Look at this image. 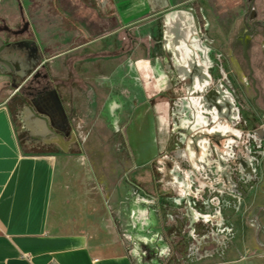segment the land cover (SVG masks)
<instances>
[{
  "label": "rangeland",
  "instance_id": "rangeland-1",
  "mask_svg": "<svg viewBox=\"0 0 264 264\" xmlns=\"http://www.w3.org/2000/svg\"><path fill=\"white\" fill-rule=\"evenodd\" d=\"M205 1L177 6L191 4L200 39L212 47L211 86L228 94L234 116L206 112L199 126L185 104L201 105L203 88L187 93L188 81L175 79L155 94L145 87L153 78L141 79L133 64L126 75L107 68L138 45L148 58L160 56L138 24L125 36L97 38L62 15L57 0L0 5V37L25 41L0 55V103L21 148L57 155L67 213L81 219L95 210L145 264H264V0ZM92 65L96 78H85ZM45 96L57 116L47 132L42 117L27 120ZM162 101H176L180 114L162 119Z\"/></svg>",
  "mask_w": 264,
  "mask_h": 264
},
{
  "label": "crops",
  "instance_id": "crops-1",
  "mask_svg": "<svg viewBox=\"0 0 264 264\" xmlns=\"http://www.w3.org/2000/svg\"><path fill=\"white\" fill-rule=\"evenodd\" d=\"M97 1L99 5L94 4L96 0H57L56 5L62 15L79 23L82 32L97 38L125 36L138 24L135 28L142 40L149 47L157 44L160 56L148 58L138 45L132 55L114 56L106 64L109 70L122 73L125 65L133 64L131 72L144 80L146 75L153 78L152 85L145 82L147 91L160 94L170 80H179L183 69L174 63L183 58L184 51L189 57L196 56L205 67L212 61V47L200 39L190 3L177 6L179 0ZM104 6L108 7L105 11L101 9ZM12 30L17 34L20 31ZM159 30L161 41L156 39ZM24 44V40L5 41L0 37V55L10 47L19 51ZM96 71L98 68L92 65L83 76L95 79ZM45 98L37 97L28 107L27 120L42 117V129L47 132L56 124L57 116L42 104L49 103ZM164 109L162 101L157 110L161 118ZM63 169L53 153L23 151L11 112L6 103H0V264H145L114 229L99 224L100 215L95 210L81 219L67 213L68 201L64 200L65 189L59 181Z\"/></svg>",
  "mask_w": 264,
  "mask_h": 264
},
{
  "label": "flooded vegetation",
  "instance_id": "flooded-vegetation-1",
  "mask_svg": "<svg viewBox=\"0 0 264 264\" xmlns=\"http://www.w3.org/2000/svg\"><path fill=\"white\" fill-rule=\"evenodd\" d=\"M183 58H178L174 66L176 68H182L181 71V79H186L187 86L186 92H192L199 88H203L205 90V94L202 101V106L200 104H196V98H190L188 103H186V107L188 109L191 108L192 111V119L194 126H199L207 120L206 118H210L206 112H212L214 117L218 118H226L230 119L231 116H234L232 111V102L229 99L228 94L222 89L221 86L212 87L210 78L208 73L206 72L208 67L199 63V59L196 56L191 55L188 56L187 51L183 52ZM46 91L42 92L45 93ZM42 93L40 95H42ZM177 102L174 101L171 104L168 102L166 105V109L160 112L163 118L167 117V119L171 117H175V115H179L181 111H177L176 107ZM179 107L181 106V102L179 103ZM183 105V103H182ZM180 110V109H179ZM231 115V116H230ZM195 174H191L190 182L193 183V177ZM189 184V183H188ZM191 185V184H190Z\"/></svg>",
  "mask_w": 264,
  "mask_h": 264
},
{
  "label": "built area",
  "instance_id": "built-area-1",
  "mask_svg": "<svg viewBox=\"0 0 264 264\" xmlns=\"http://www.w3.org/2000/svg\"><path fill=\"white\" fill-rule=\"evenodd\" d=\"M2 232L1 226H0V233Z\"/></svg>",
  "mask_w": 264,
  "mask_h": 264
}]
</instances>
